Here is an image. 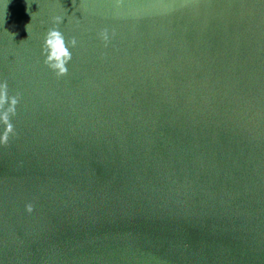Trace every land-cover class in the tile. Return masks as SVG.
I'll return each mask as SVG.
<instances>
[{
	"label": "water",
	"instance_id": "obj_1",
	"mask_svg": "<svg viewBox=\"0 0 264 264\" xmlns=\"http://www.w3.org/2000/svg\"><path fill=\"white\" fill-rule=\"evenodd\" d=\"M5 81L0 264H264V0H0Z\"/></svg>",
	"mask_w": 264,
	"mask_h": 264
},
{
	"label": "clouds",
	"instance_id": "obj_2",
	"mask_svg": "<svg viewBox=\"0 0 264 264\" xmlns=\"http://www.w3.org/2000/svg\"><path fill=\"white\" fill-rule=\"evenodd\" d=\"M62 17H54V27L49 28L45 33L42 53L45 56V64L55 72L57 77H62L67 74V64L71 60V52L66 44L62 32L58 25L62 22ZM101 38L107 43L109 40L107 31L101 32ZM71 46L76 45V39L72 38ZM19 95V94H17ZM18 104L17 97H9L7 91V82L0 83V123L5 125V131L0 136V143H7L9 134L13 133V125L10 122V117L16 114V105ZM25 211L31 214L34 211V206L31 203L25 205Z\"/></svg>",
	"mask_w": 264,
	"mask_h": 264
}]
</instances>
